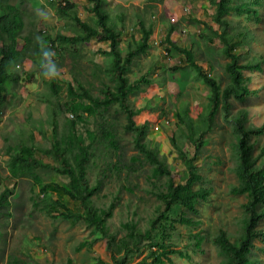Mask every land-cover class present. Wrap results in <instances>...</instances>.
<instances>
[{
    "label": "rangeland",
    "instance_id": "rangeland-1",
    "mask_svg": "<svg viewBox=\"0 0 264 264\" xmlns=\"http://www.w3.org/2000/svg\"><path fill=\"white\" fill-rule=\"evenodd\" d=\"M61 1L11 0L23 13L25 29L22 34L31 32L34 42L42 38L40 33L43 32L53 38L57 34L71 35L73 29L70 20L56 12ZM70 1L75 4L74 12L80 20L94 26L95 18L88 12L86 0ZM262 4L259 21L240 20L250 28L255 38L251 43L250 54L264 60V0ZM106 8L114 23L119 16L123 17V25H117V28L122 29L120 47L124 52L126 47H134L141 38L138 22L154 29L149 49L134 58L128 73L129 80L134 81L150 72L149 78L153 83L143 86L138 94L130 97V102L133 110L140 111L134 118L136 124L149 123L146 142L158 149L161 159L172 168L171 178L175 183H184L183 175L188 170L194 146L186 139L179 116L186 121L184 112L187 110L188 117L198 124L199 117L205 114L210 91L179 51L164 42V37L167 28L175 26L172 42L181 48L190 49L192 40L199 39L204 25H212L214 7L207 0H106ZM233 20L238 21V18L234 17ZM202 43L200 40L199 45ZM210 47L212 50L208 53ZM221 47L222 44L214 39L203 43L200 48L195 46L194 51L197 65L224 87L228 82L224 71L227 60L219 56ZM69 48L77 51V58L72 55V59L71 54L62 53L56 59L55 76L61 86V103L66 101V85L74 82V79L77 80L74 85L82 84L93 95L99 94L102 83H108L105 76L108 58L104 54L109 49L107 43L92 39L86 45ZM41 63L40 59L36 65L26 60L14 67L16 75L13 82L6 85L7 97L0 107V194L5 189L13 192V196L7 199L10 206L0 207V264H8L10 257L29 264H97L98 259L110 263L105 240L98 239L92 246L88 245L94 238L91 228L82 222L53 217L62 212L58 206L49 209L52 216L41 212L33 206L34 201L39 207L43 205L38 187L32 191L28 178L13 180L8 176V152L11 148L18 149L20 142L27 143L31 137L39 148L51 147V112L46 101L50 96L47 84L50 77L42 75ZM176 66L181 70H172ZM244 76L250 78L249 89L255 92L242 102L233 101L231 113L236 115L240 110L246 112L245 126L258 128L264 125V66L263 72L245 71ZM98 113L92 117L82 114L86 118L81 123L75 120L72 113L58 111L57 131L61 132L70 120L77 124L78 133L84 136L85 131L99 134L101 125L106 121L107 124L114 122L119 151L115 155H108L96 141L94 156L88 163L89 184L101 182L100 190L92 199L99 208H107L111 202L116 203L113 217L109 220L111 232L122 235V225L128 222L137 223L140 229L145 230L149 227L150 219L158 214L156 186L163 187L166 176L152 177V166L138 155L133 145V133L123 131L125 117L117 107L106 112L99 110ZM232 127V123L227 122L220 112L204 136L205 144L198 155V165L205 179L200 187L209 190V194L206 200L198 204L197 215L181 210L175 217L171 216L172 220H178L182 215L199 224L193 227L175 223L172 228L168 227L170 239L165 243L181 254L171 255L170 262L165 264H220L223 257L214 245L213 238L220 230H224L231 241H236L241 232L244 218L241 206L246 199L230 191L232 186L238 184V161ZM172 137L179 151L171 143ZM251 142H256L254 154H257L264 146V133L252 137ZM38 156L42 162L56 165L51 157L42 153ZM35 173L44 183L66 182V178H59L49 170ZM50 193L53 200L59 201L73 213L81 211L78 202L54 191ZM200 237L203 241L197 247ZM78 247L80 250H77ZM148 250L144 248L142 254L134 256L130 264L141 261ZM254 254L264 264V253L255 251ZM144 264H150V259Z\"/></svg>",
    "mask_w": 264,
    "mask_h": 264
},
{
    "label": "trees",
    "instance_id": "trees-1",
    "mask_svg": "<svg viewBox=\"0 0 264 264\" xmlns=\"http://www.w3.org/2000/svg\"><path fill=\"white\" fill-rule=\"evenodd\" d=\"M207 1L214 7L212 25L209 26L208 23L204 25L202 32L199 33V39L192 40L190 49L181 48L172 42L171 36L175 26H169L164 37V42L172 49L179 51L210 91L205 114L199 117L198 124H194L188 117L187 110L184 112L186 121L179 116L184 126L185 137L194 146V154L189 160L188 170L183 175L184 183L176 184L171 178L172 168L165 163L164 159H161L159 150L150 147L146 142L149 123L136 124L134 118L140 111L133 110L130 102V97L138 94L143 86L153 83V80L149 78L150 72L134 81L128 78L134 58L145 53L150 47L149 40L154 31L153 27H146L142 22H138L141 38L135 44L133 43L134 47L130 45L126 47L124 52L120 47L122 29L117 28V25H123V17L119 16L118 21L114 23L107 11L106 0H86L88 12L95 18L94 26L80 20L74 12L75 4L72 1L62 0L56 12L59 16L70 20L72 34H57L53 38L43 32L40 33L42 38L34 42L31 32L22 34L25 29L22 11L16 8L11 0H0V107L7 97L6 85L9 86L13 82L16 75L14 67L19 63L28 60L36 65L37 60L43 61L41 52L45 48L53 51L52 59L56 62L62 53L71 54L77 58V51H71L69 47L86 45L92 39L108 44L109 49L104 53L108 58L105 75L108 83L101 84L99 94L93 95L90 89L82 84L74 85L77 82L74 79V82L66 85V101L61 103V86L56 76L50 77L47 82L50 96L46 101L51 112V147L39 148L31 137L27 143L20 142L18 149L9 150L7 163L8 176L11 179L28 178L32 191L38 187L43 205L39 207L34 201V207L52 216L49 209L58 206L62 212L53 217L84 223L94 234L92 242L88 243L90 246L98 239L105 240L110 263L98 259L97 264H130L134 256L142 254L144 248L149 249L148 253L136 264H144L147 259H150V264H165L170 262L171 255L179 253L165 243L170 239L168 227L172 228L175 223L196 227L199 223L182 215L178 220H172L171 216L175 217L181 210L197 215L198 204L208 197L209 190L200 187L205 179L199 172L198 155L205 144V134L212 128L214 119L220 112L227 122L232 123L235 137L238 184L232 186L230 191L233 195L244 196L246 202L241 206L244 218L236 241H231L228 234L220 230L213 238V243L223 257L220 264H263L254 252L264 253V146L257 154H254L256 142H251V139L264 133V125L248 128L245 126L246 112L240 110L236 115L231 113L233 101L242 102L255 92L249 89L250 78L245 77L244 72H263V58L250 54L251 43L255 38L250 28L243 25L240 20L245 18L247 21L253 19L259 21V10L263 4L262 0ZM234 17L238 18V21H234ZM214 39L222 44L219 56L227 60L224 71L228 82L224 87L196 63L195 46L200 48L203 43L206 44ZM200 40L203 42L201 45H199ZM211 50V47L208 48V53ZM71 58L74 59L73 56ZM174 69L181 70L177 66L172 67V70ZM112 107H117L124 114L123 131L133 133V145L138 155L140 154L139 156L152 166V177L166 176L164 186H156L158 214L150 219L149 227L142 230L137 223L128 222L122 225L123 233L120 236L111 232L109 228V220L113 217L116 203L111 202L107 208L97 207L92 197L100 190L101 182L97 181L94 185H90L88 179V163L94 156L93 149L96 141L102 145V149L108 155H115L119 151L114 122L107 124L106 121L101 125L99 134L85 131L86 136H84L78 133L77 124L70 120L61 132L57 131L58 111L70 112L75 120L83 123L86 117L97 115L99 110L106 112ZM82 114H86V117H82ZM98 114L102 115V113ZM170 141L179 151L173 137ZM41 153L51 157L56 165L42 162L38 156ZM38 170H49L59 178H66V182L44 183L35 173ZM49 188L52 192L78 202L81 211L73 213L59 201L53 200ZM8 196H13V192L8 189L0 194V207L10 206ZM202 241L203 238L200 237L196 246L198 247ZM80 246H86V244ZM77 250H80V247ZM8 264L29 263L10 257Z\"/></svg>",
    "mask_w": 264,
    "mask_h": 264
},
{
    "label": "clouds",
    "instance_id": "clouds-1",
    "mask_svg": "<svg viewBox=\"0 0 264 264\" xmlns=\"http://www.w3.org/2000/svg\"><path fill=\"white\" fill-rule=\"evenodd\" d=\"M44 60L41 63L42 75L45 77H53L57 74L56 62L52 59L53 51L51 49L45 48L41 52Z\"/></svg>",
    "mask_w": 264,
    "mask_h": 264
}]
</instances>
